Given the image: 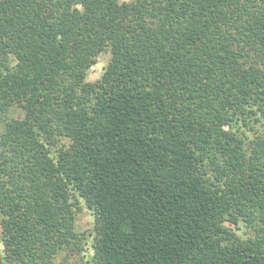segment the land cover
Instances as JSON below:
<instances>
[{
    "label": "trees",
    "instance_id": "1",
    "mask_svg": "<svg viewBox=\"0 0 264 264\" xmlns=\"http://www.w3.org/2000/svg\"><path fill=\"white\" fill-rule=\"evenodd\" d=\"M80 200L94 264H264V0H0V264Z\"/></svg>",
    "mask_w": 264,
    "mask_h": 264
},
{
    "label": "rangeland",
    "instance_id": "2",
    "mask_svg": "<svg viewBox=\"0 0 264 264\" xmlns=\"http://www.w3.org/2000/svg\"><path fill=\"white\" fill-rule=\"evenodd\" d=\"M130 1V0H120ZM110 54L105 51L100 53L96 62L88 69L86 80L95 81L100 77L102 71L109 59ZM13 115L22 117L23 111L21 108H14ZM60 143H67L66 138H61ZM58 144V145H59ZM80 210L78 211L75 219V230L80 237V241L76 244L61 251L54 259L55 264H94L93 263V235L91 229L95 222V217L92 211L86 206L83 200H80ZM1 220V214H0ZM0 236H1V223H0ZM2 242L0 240V250H2Z\"/></svg>",
    "mask_w": 264,
    "mask_h": 264
}]
</instances>
